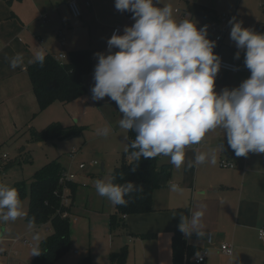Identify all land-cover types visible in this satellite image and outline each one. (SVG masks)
<instances>
[{
  "label": "crops",
  "instance_id": "0c3cea01",
  "mask_svg": "<svg viewBox=\"0 0 264 264\" xmlns=\"http://www.w3.org/2000/svg\"><path fill=\"white\" fill-rule=\"evenodd\" d=\"M70 1L0 0V124L5 120H18L20 125L24 124L39 106L27 71L28 65L32 64L29 61L37 51L53 54L56 59L59 54H64L66 63L72 52L79 49L106 53L107 40L114 27L121 25L124 29L134 23L132 16L115 8V0H76L82 13L78 18L70 11ZM165 4L172 5L178 20L190 14L198 22V28L208 25V37L213 40L211 23L221 14H231L232 18L242 21L244 27L264 33V0H160L159 6ZM230 30L229 24L223 41L217 42L214 51L218 50L227 61L237 64L239 70L220 69L216 78L218 92L225 87H237L250 76L244 66L243 50L240 58H235L237 48L230 38ZM17 53L23 55L24 64L13 69L9 61ZM88 75L94 74L85 75L84 83ZM9 108L19 109L23 116L9 114ZM31 128L34 127L29 125L28 130ZM197 151H214L217 163L205 162L188 168V161H194ZM75 158L76 153L72 160ZM222 158L233 160L236 166L222 167ZM159 164H171L170 158L161 155ZM97 165L89 163L85 170L78 166V176ZM102 165L103 173L105 163ZM171 183L178 184L181 190L172 191ZM201 205L206 206L202 218L206 235L200 238L193 233L191 237H183L178 227L180 215H190V211L198 210ZM114 212L115 205L111 204L109 217ZM122 219L124 225L117 226L114 231L107 219L100 231L106 248L101 252L89 251L92 264H110L111 253L124 246L128 248L127 264H174V244L178 238L184 240L186 252L189 247L191 249V255H186L185 260L204 251L206 260L202 264H264V242L260 239V230L264 229V153L237 157L228 146L223 130H212L200 144L186 147L184 165L180 168L172 165L168 184L154 189L152 210L127 214ZM209 234L212 235L210 242ZM222 243L233 245L232 255L222 252ZM189 262L193 261L189 259Z\"/></svg>",
  "mask_w": 264,
  "mask_h": 264
},
{
  "label": "clouds",
  "instance_id": "9594fccd",
  "mask_svg": "<svg viewBox=\"0 0 264 264\" xmlns=\"http://www.w3.org/2000/svg\"><path fill=\"white\" fill-rule=\"evenodd\" d=\"M159 5L160 0H115V8L130 12L134 23L125 26L123 34L111 35L106 53H96L91 99L100 101L107 96L116 102L122 114L119 127L136 134L129 145L134 160L162 155L180 168L186 147L200 144L217 128L223 130L235 156L264 153V33L244 27L235 18L229 20L235 58L243 50L250 76L239 86L218 92L216 78L222 58L214 51L217 41L208 37V25L198 28L190 14L178 20L171 4ZM45 55L37 51L29 63L43 66ZM9 62L13 69L22 67L24 57L17 53ZM111 132L109 125L97 130L104 137ZM205 162L217 163L214 151H197L187 167ZM114 180L112 176L94 183L97 194L114 205L127 206L132 194L143 191L142 185L132 181L118 184ZM169 187L181 190L176 183ZM205 207L180 215L178 227L186 237L206 235L202 223ZM25 215L18 190L0 182V239L9 221ZM34 239L37 243L31 256L42 254L39 237Z\"/></svg>",
  "mask_w": 264,
  "mask_h": 264
},
{
  "label": "rangeland",
  "instance_id": "374dc122",
  "mask_svg": "<svg viewBox=\"0 0 264 264\" xmlns=\"http://www.w3.org/2000/svg\"><path fill=\"white\" fill-rule=\"evenodd\" d=\"M88 76L85 78V92L68 104L55 100L46 109L41 110L37 106L24 124L20 125L18 120H5L0 124V151L7 153L9 160L17 159L22 148L32 154L30 161L16 160L12 166L4 169L5 175L0 176L2 183L14 186L17 181H25L27 187V194L22 199L26 215L6 224L7 232L0 239V264H33L36 255L31 256L32 247L21 238L26 237L35 244L37 241L34 237L38 236L41 243L43 238L53 233L49 224L35 225L28 219L33 178L41 167L52 160H58L63 168L75 173H80V163L89 164L94 160L99 162L87 172H81L83 175L75 179L78 184L70 216L71 248L55 264H80L84 257L89 256L90 250L101 252L106 248L100 231L104 229L107 219L110 226L109 211L112 203L97 194L94 183L98 179L111 178V172L123 162L129 131L119 127L122 114L118 111L116 102L107 96L100 101L91 99V88L95 81L94 75ZM9 114L23 116L17 108H9ZM55 121L67 126H83V135L70 140H31L29 125L41 130ZM105 125L111 126L112 132L107 137L98 135L97 130ZM73 152L76 153L75 161L71 156ZM103 163L105 172L102 173Z\"/></svg>",
  "mask_w": 264,
  "mask_h": 264
},
{
  "label": "trees",
  "instance_id": "16d2710c",
  "mask_svg": "<svg viewBox=\"0 0 264 264\" xmlns=\"http://www.w3.org/2000/svg\"><path fill=\"white\" fill-rule=\"evenodd\" d=\"M125 13L132 16L130 12L125 11ZM96 53L90 48L76 50L72 52L70 61L64 64H61L53 54L48 53L45 55L43 66L39 63L28 65L27 71L41 110L46 109L55 100L67 104L85 92L84 76L94 74L97 63ZM83 131V126L77 124L65 126L55 121L41 130L31 128L30 134L33 142H46L55 139L77 138L83 135ZM128 131L129 142L127 151L123 152V162L115 167L111 177L115 176L114 183L123 184L129 180L142 185L143 191L132 194L127 206L115 205V212L110 217L112 231L117 226L124 225L123 216L152 210L154 189L166 186L172 176L171 164H159L161 155L153 159L134 160L131 155L133 150L129 145L135 139L136 134L134 131ZM129 156L131 159H128ZM18 159L30 161L32 154L22 148L17 159L8 161L5 168L12 166ZM133 166L135 171H132ZM63 169L58 160H52L36 172L31 184L28 219L35 225L49 224L53 228V233L42 239L40 243L42 254L35 256L33 264H55L71 248V221L70 218L62 217L60 213L62 186L59 180ZM75 185V182L70 183L72 197L75 194ZM14 187L18 190L22 200L27 194L25 181L16 182ZM174 249V264H185L186 255L188 257L191 255L190 247L186 252L184 240L178 238ZM187 259V264H195L189 262L190 258ZM127 260V246L110 255V264H127ZM80 264H92L91 257H84Z\"/></svg>",
  "mask_w": 264,
  "mask_h": 264
},
{
  "label": "built area",
  "instance_id": "2783aa9c",
  "mask_svg": "<svg viewBox=\"0 0 264 264\" xmlns=\"http://www.w3.org/2000/svg\"><path fill=\"white\" fill-rule=\"evenodd\" d=\"M69 8L71 13L73 14L74 17L78 18L82 15L81 13V9L78 5V3L76 2V0H71L69 2ZM232 19V15L231 14H221L219 15L216 19H214L211 23V32L215 37V40L218 43H221L224 39V33L227 30V27L229 25V20ZM114 32H118L119 34H122L123 29L121 25H116L111 33V35ZM110 35V37H111ZM59 36L61 37V32H59ZM106 49H107V44H106ZM114 51V49H113ZM216 53H218L220 55V57L222 58V63H221V69L223 70H227L230 72H237L239 70V66L233 62L227 61L223 54L221 52H219L218 50L215 51ZM57 59L61 62V64L65 63V55L64 54H59L57 56ZM75 153L73 152L71 154L72 158H74ZM9 160V155L7 153H0V173L4 172V169L7 165ZM99 162L97 160H94L90 163L91 166L93 165H97ZM220 165L224 168H234L236 166L235 162L233 160H230L228 158H222ZM79 167L82 170H85L87 168V163H80ZM78 177V173L72 172L71 170H67V169H63L62 174L60 176V180L59 183L62 186V190H61V204H62V209L60 210V213L62 215V217L64 218H70L71 216V205H72V196H71V187H70V183L75 182V179ZM264 230V229H261ZM260 230V239L264 242V234H262V231ZM180 233L182 234L183 237H186L184 233H182L180 231ZM22 240H24V242L28 243L29 246H33V244L28 240V238L26 237H22ZM212 239V235L209 234L208 235V240L209 242ZM221 250L222 252L228 254V255H232L234 252V247L232 244H228V243H222L221 244ZM200 256L197 257H191L190 260L200 264V263H204L206 260V254L204 251L199 252ZM188 261L185 260V263Z\"/></svg>",
  "mask_w": 264,
  "mask_h": 264
},
{
  "label": "water",
  "instance_id": "95a60500",
  "mask_svg": "<svg viewBox=\"0 0 264 264\" xmlns=\"http://www.w3.org/2000/svg\"><path fill=\"white\" fill-rule=\"evenodd\" d=\"M102 170H104V166L102 165Z\"/></svg>",
  "mask_w": 264,
  "mask_h": 264
}]
</instances>
